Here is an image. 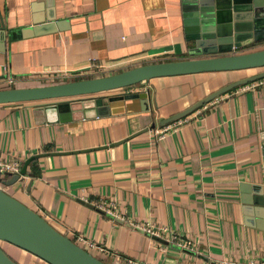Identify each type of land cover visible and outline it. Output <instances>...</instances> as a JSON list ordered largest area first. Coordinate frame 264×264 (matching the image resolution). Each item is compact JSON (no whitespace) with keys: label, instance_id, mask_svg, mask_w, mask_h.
<instances>
[{"label":"crops","instance_id":"1","mask_svg":"<svg viewBox=\"0 0 264 264\" xmlns=\"http://www.w3.org/2000/svg\"><path fill=\"white\" fill-rule=\"evenodd\" d=\"M52 14L60 27L33 29L35 19ZM0 15V87L188 57L194 44L181 0H0ZM261 47L264 37L229 52ZM263 69L154 76L83 95L95 103L65 120L34 112V101L0 103V159H19L22 167L35 155L12 182L13 174L0 171V186L48 212L69 236L84 234L96 245L80 244L113 264H124L127 255L155 264L264 259V214L255 203L257 189L264 197V84L237 85L175 129L155 133L160 118ZM130 91H147L149 107L142 108L141 97L96 101ZM102 199L113 200L129 221L168 226L190 239V247L113 216L97 205ZM0 244L20 264H45L10 242Z\"/></svg>","mask_w":264,"mask_h":264},{"label":"water","instance_id":"2","mask_svg":"<svg viewBox=\"0 0 264 264\" xmlns=\"http://www.w3.org/2000/svg\"><path fill=\"white\" fill-rule=\"evenodd\" d=\"M185 30H192L190 56L157 60L130 66L102 75L80 77L59 82L0 87V103L34 101L33 111L45 112L53 119H70L83 113V108L94 98L83 96L119 88L148 80L158 75H168L202 70L237 69L264 66V47L241 52H229L233 47L264 37V0H181ZM33 29L57 28L61 23L52 14L35 19ZM2 24L0 15V26ZM264 76V69L232 80L190 104L186 108L159 119L161 126L187 116L194 109L219 94L248 81ZM141 97L142 108L149 107L147 91L118 92L103 96L97 102L119 98ZM82 109V110H81ZM83 114H80L82 116ZM48 119V118H47ZM151 126H154V122ZM25 159L20 173L26 171ZM19 177L13 173L8 182ZM255 203L264 214V197L256 191ZM249 197V196H248ZM246 199V202H249ZM248 207V206H247ZM249 208V207H248ZM17 245L50 264H113L98 257L68 234L56 228L39 211L0 186V241ZM0 264H20L0 244Z\"/></svg>","mask_w":264,"mask_h":264},{"label":"built area","instance_id":"3","mask_svg":"<svg viewBox=\"0 0 264 264\" xmlns=\"http://www.w3.org/2000/svg\"><path fill=\"white\" fill-rule=\"evenodd\" d=\"M91 65L92 66H98V67H102L101 64H97L94 62V60H91ZM4 69H6V64L3 66ZM5 79L9 82L12 83L14 81V76L11 74H7L5 76ZM264 84V76L258 77L256 79H253L251 81H248L246 83H244L240 88H249V87H257L259 85ZM184 118V117H183ZM182 118L177 119L175 121H172L170 123H167L163 126H160L158 128H155V133L159 136H163L164 134H166L168 131L175 129L177 122H179ZM20 169H21V161L19 159L16 158H12L9 160H4V159H0V171L2 172H8L10 174L13 173H20ZM97 205L101 208H103L104 210H106L107 212H109L110 214H112L113 216H119L120 218H122L123 220H127L125 214L120 213L118 211V206L115 204V202L113 200H106V199H102L100 200ZM37 210V209H36ZM39 211L46 219H50V214L42 209L39 208ZM131 222V224H133L136 227H139L143 230H146L149 234H153V235H157V236H162L167 238L169 241H173V242H177L180 243L182 245H186L190 247L191 244V240L188 239L187 237H182L180 234L171 231L168 226L166 225H162V224H156L155 222L151 221V220H147V221H143V222H134V221H129ZM70 237L75 240L76 242L83 243V242H87L90 246H95L96 244L91 241L88 240L87 237L79 232H74L72 234V236L70 235ZM101 249H104L103 246H100ZM123 261L124 264H155L153 262L147 261V260H142L139 258H134L132 256H124L123 257ZM215 264H264V259H259V260H255V259H248V260H236V259H228V258H222V259H218L215 261Z\"/></svg>","mask_w":264,"mask_h":264},{"label":"rangeland","instance_id":"4","mask_svg":"<svg viewBox=\"0 0 264 264\" xmlns=\"http://www.w3.org/2000/svg\"><path fill=\"white\" fill-rule=\"evenodd\" d=\"M88 76H95V75H92V74H85L83 77H88ZM80 78V77H79ZM14 246H16V247H19V246H17V245H14ZM20 249H23V248H21V247H19ZM24 250V249H23ZM26 251V250H25ZM31 253V252H30ZM31 254H33V253H31ZM41 261H43V263H45V264H50V263H48V262H44V260L42 259Z\"/></svg>","mask_w":264,"mask_h":264},{"label":"trees","instance_id":"5","mask_svg":"<svg viewBox=\"0 0 264 264\" xmlns=\"http://www.w3.org/2000/svg\"><path fill=\"white\" fill-rule=\"evenodd\" d=\"M34 255H35V254H34ZM36 256H37V255H36ZM38 257H39V256H38ZM39 258H40V257H39ZM40 259H42V258H40ZM44 262H47V261L44 260ZM48 263H49V262H48Z\"/></svg>","mask_w":264,"mask_h":264}]
</instances>
